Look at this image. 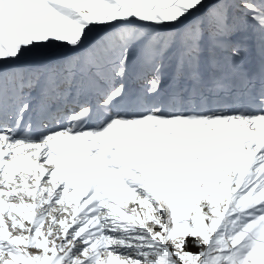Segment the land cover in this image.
<instances>
[{"label":"snow or ice","instance_id":"obj_1","mask_svg":"<svg viewBox=\"0 0 264 264\" xmlns=\"http://www.w3.org/2000/svg\"><path fill=\"white\" fill-rule=\"evenodd\" d=\"M0 264H264V0H0Z\"/></svg>","mask_w":264,"mask_h":264}]
</instances>
